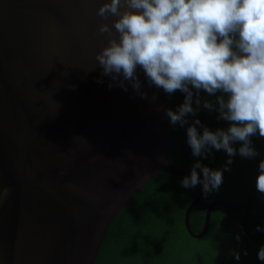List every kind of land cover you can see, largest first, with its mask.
I'll return each instance as SVG.
<instances>
[{"label": "water", "instance_id": "water-1", "mask_svg": "<svg viewBox=\"0 0 264 264\" xmlns=\"http://www.w3.org/2000/svg\"><path fill=\"white\" fill-rule=\"evenodd\" d=\"M98 5L0 0V264H94L111 222L150 179L192 170L170 162L168 93L141 68L140 92L101 75ZM207 194L184 213L193 238L208 231L214 205L233 212L250 196L210 201L193 233L189 214Z\"/></svg>", "mask_w": 264, "mask_h": 264}, {"label": "clouds", "instance_id": "clouds-1", "mask_svg": "<svg viewBox=\"0 0 264 264\" xmlns=\"http://www.w3.org/2000/svg\"><path fill=\"white\" fill-rule=\"evenodd\" d=\"M96 15L97 32L106 40L95 55L101 75L125 91L128 81L140 92L141 68L150 85L168 94L184 93L183 103L167 111L171 124L183 126L189 114L195 116L194 96L199 106L201 90L216 96L215 105L205 100L203 107L217 111L229 126L200 132L201 122L195 119L186 129L193 156H205L211 148L224 150L229 158L237 151L245 158L257 155L250 138L264 137V0H99ZM234 142H241L238 150ZM258 167L256 187L264 194V159ZM222 182L221 170L197 161L181 185L201 184L207 194ZM257 258L264 261V246Z\"/></svg>", "mask_w": 264, "mask_h": 264}, {"label": "trees", "instance_id": "trees-1", "mask_svg": "<svg viewBox=\"0 0 264 264\" xmlns=\"http://www.w3.org/2000/svg\"><path fill=\"white\" fill-rule=\"evenodd\" d=\"M193 91L195 93V90ZM199 99L201 103L197 106L194 96L193 107L197 111L195 116L189 114L186 117V124L173 125L169 120L170 162L175 168L183 170L192 168L199 161L210 169L221 170L223 182L217 190L208 193L192 208L189 214L190 229L193 233L201 230L210 201L221 199L236 205L244 196H250L243 206L234 212L214 205L210 212L208 231L201 238H193L185 229L184 213L189 203L202 191V185L184 188L181 185L184 177L159 172L113 219L94 264H257L251 252L258 250L264 242H259L261 244L258 245L252 243L242 232L240 221L254 203L251 195L258 201L253 214L257 215L264 211V194L256 187V179L260 172L258 165L264 159V137L257 133L250 138L252 147L257 152L253 158L242 157L238 151L229 158L224 150L214 148L205 156H193L187 142L186 129L195 119L201 122L197 125L200 132L204 127L215 131L227 129L229 126V122L221 119L217 111L203 107L205 100L215 105V95H209L201 90ZM183 101L184 93L180 91L167 94V111L169 109L175 111ZM240 145L241 142H234L232 146L238 150ZM251 215L245 218L244 225L251 236H256L259 223L250 229L249 222H256L258 215L256 218ZM247 245L251 247L248 250ZM237 254L239 259H236Z\"/></svg>", "mask_w": 264, "mask_h": 264}, {"label": "flooded vegetation", "instance_id": "flooded-vegetation-1", "mask_svg": "<svg viewBox=\"0 0 264 264\" xmlns=\"http://www.w3.org/2000/svg\"><path fill=\"white\" fill-rule=\"evenodd\" d=\"M256 198V197H255ZM244 204V203H243ZM253 205H254V203H253ZM253 205L252 206H250V208L247 210V211H249L252 207H253ZM258 205V201H257V198H256V206ZM256 206H255V209H254V211L253 212H255V210H256ZM246 211V212H247ZM253 212L251 213V214H249L248 216H255L254 218H256L257 217V215H258V219H255V220H257L256 222H254V223H250L249 222V225H250V229H251V227H253L255 224H258L259 223V228L261 229V233H260V235L258 236V232L259 231H257V233H256V236H251L249 233H248V231L247 232H244L243 230H242V232H244V234H249V235H247L248 237H249V239H250V241L252 242V243H255L256 245H258V244H261V243H259V242H264V237H263V234H264V227H263V223H264V211H262V213H258L257 215H254L253 214ZM242 229V228H241ZM264 246V245H263ZM262 247V246H261ZM260 247V248H261ZM246 248H247V250H248V248H251L250 246H246ZM260 248H258V250L260 249ZM252 249H254V248H252ZM256 250V251H255ZM254 250V252H251V254H253L254 255V258H253V260H254V262L255 263H257V264H264V261H259V259H257V252H258V250L257 249H255Z\"/></svg>", "mask_w": 264, "mask_h": 264}]
</instances>
